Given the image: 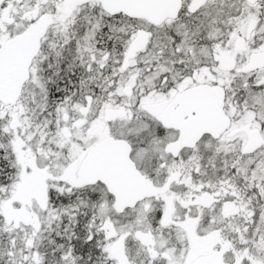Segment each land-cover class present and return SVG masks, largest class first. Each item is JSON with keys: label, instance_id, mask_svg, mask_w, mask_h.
<instances>
[{"label": "snow or ice", "instance_id": "snow-or-ice-1", "mask_svg": "<svg viewBox=\"0 0 264 264\" xmlns=\"http://www.w3.org/2000/svg\"><path fill=\"white\" fill-rule=\"evenodd\" d=\"M0 264H264V0H0Z\"/></svg>", "mask_w": 264, "mask_h": 264}]
</instances>
